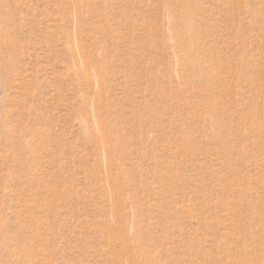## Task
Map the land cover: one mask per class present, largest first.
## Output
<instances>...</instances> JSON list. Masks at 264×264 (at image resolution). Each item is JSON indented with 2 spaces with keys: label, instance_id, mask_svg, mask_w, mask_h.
Returning a JSON list of instances; mask_svg holds the SVG:
<instances>
[{
  "label": "rangeland",
  "instance_id": "374dc122",
  "mask_svg": "<svg viewBox=\"0 0 264 264\" xmlns=\"http://www.w3.org/2000/svg\"><path fill=\"white\" fill-rule=\"evenodd\" d=\"M0 264H264V0H0Z\"/></svg>",
  "mask_w": 264,
  "mask_h": 264
}]
</instances>
